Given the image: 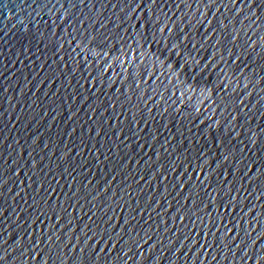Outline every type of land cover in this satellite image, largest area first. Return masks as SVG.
Masks as SVG:
<instances>
[{
  "label": "water",
  "instance_id": "95a60500",
  "mask_svg": "<svg viewBox=\"0 0 264 264\" xmlns=\"http://www.w3.org/2000/svg\"><path fill=\"white\" fill-rule=\"evenodd\" d=\"M0 264H264V0H0Z\"/></svg>",
  "mask_w": 264,
  "mask_h": 264
}]
</instances>
